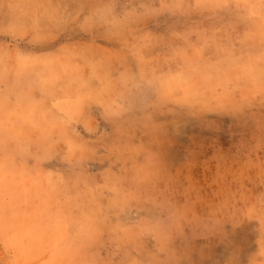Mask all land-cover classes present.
Masks as SVG:
<instances>
[{
    "label": "rangeland",
    "instance_id": "374dc122",
    "mask_svg": "<svg viewBox=\"0 0 264 264\" xmlns=\"http://www.w3.org/2000/svg\"><path fill=\"white\" fill-rule=\"evenodd\" d=\"M0 264H264V0H0Z\"/></svg>",
    "mask_w": 264,
    "mask_h": 264
}]
</instances>
